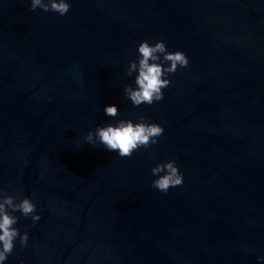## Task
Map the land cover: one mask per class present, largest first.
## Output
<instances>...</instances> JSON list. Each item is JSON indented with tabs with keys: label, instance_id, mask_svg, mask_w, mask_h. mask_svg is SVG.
I'll return each instance as SVG.
<instances>
[{
	"label": "water",
	"instance_id": "water-1",
	"mask_svg": "<svg viewBox=\"0 0 264 264\" xmlns=\"http://www.w3.org/2000/svg\"><path fill=\"white\" fill-rule=\"evenodd\" d=\"M0 0V190L28 242L5 264H264V0H69L60 16ZM188 56L164 97L123 95L141 39ZM118 117L160 123L121 158L80 138ZM173 159L162 193L150 168Z\"/></svg>",
	"mask_w": 264,
	"mask_h": 264
},
{
	"label": "clouds",
	"instance_id": "clouds-1",
	"mask_svg": "<svg viewBox=\"0 0 264 264\" xmlns=\"http://www.w3.org/2000/svg\"><path fill=\"white\" fill-rule=\"evenodd\" d=\"M28 7L30 10L39 8L63 16L71 5L69 0H30ZM135 47V59L128 60L125 68V75L132 78V83L123 84V95L134 107L151 105L163 99V89L171 83L170 74L188 66V56L180 49L169 50L160 38L141 39ZM103 112L112 119L89 129L80 139L94 146L100 145L121 158L130 157L141 147L147 149L156 144L164 132L160 123L147 121L143 115L135 120L117 118L118 107L114 103L105 104ZM150 172L153 176L151 186L162 193L183 183V173L173 159L157 161ZM17 211L21 216L30 217L33 224L40 220V213L36 211L32 198L23 195L17 199L0 190V264H5L17 239L21 247L28 242V232H22L15 226ZM257 260H264V257L257 256Z\"/></svg>",
	"mask_w": 264,
	"mask_h": 264
}]
</instances>
